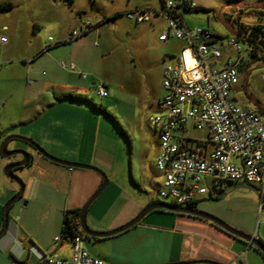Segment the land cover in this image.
I'll list each match as a JSON object with an SVG mask.
<instances>
[{
	"label": "rangeland",
	"instance_id": "1",
	"mask_svg": "<svg viewBox=\"0 0 264 264\" xmlns=\"http://www.w3.org/2000/svg\"><path fill=\"white\" fill-rule=\"evenodd\" d=\"M193 1L196 10L183 13V20L189 28L207 29L214 36L219 37L223 54L220 64L234 60L237 56V53L226 43L231 39L238 40L239 25L264 27V0ZM135 2L136 0H0V3L11 5L9 10L0 12V34L14 45V51L12 54L9 53L8 61L1 62L0 67V71L5 72L0 75V147L1 143L10 136L23 137L32 140L52 157L74 163L49 153L48 150L52 147L48 140H53L54 136L48 130V126L51 128L53 125H61L63 121L60 117L68 114L67 122L76 134L83 122L89 123V119L82 114V111L86 110L90 115L99 117L96 157L106 153L115 159L111 173L101 171L106 179L111 182L116 180L120 188L129 187L136 196L138 190L134 184H142L150 200L163 202L159 194L149 185L150 183L159 185L161 174L155 167L158 136L150 128L148 119L157 113V104L164 95L161 86L162 70L166 64H174L179 53L175 51L176 46L178 47L177 43L175 46L159 42L158 36L165 29L164 21L154 16L151 18L152 26L145 23L135 24L127 20L125 13H122L114 17V23L110 19L101 20L103 23L97 26L101 36L97 32L96 37L92 32L79 38L85 42L89 52L99 53L95 58L92 76L111 85L110 95L104 99L97 96L95 88L90 86L91 78L85 85L78 83L76 85L79 87L78 90L68 91L69 95L65 96V102L59 103L56 108L52 106L51 100L53 94L57 92L50 84L46 83L42 93L36 99H32L29 97V92L37 86L35 77L30 74V66H33V63L24 62L22 59L25 51H32L25 46L30 39L46 40L48 35H54L51 31L55 28L63 34L70 33L74 27L73 21L79 20V17L94 22L96 17L105 15L113 8L122 9L127 4ZM33 21L44 25L46 31L39 34L33 30ZM3 25H8L7 33L2 32ZM111 36L114 38L112 39ZM105 38L111 41L112 48L111 54L107 56L106 53L101 52L107 43L104 41ZM239 44L241 51L244 52L245 46L240 41ZM35 65L39 67V62ZM77 72L79 69H76ZM39 73L42 74L40 79L43 82L51 75L46 69H39ZM66 75L59 74L61 82L63 77L67 78ZM58 85L60 84L54 88L57 89ZM233 97L240 108L255 110V104L264 107V62L261 59H253L249 54L244 53L239 69V84ZM182 135L189 140L205 139V133L194 130L191 123L187 124ZM16 149L25 150L31 157L30 163L34 159V165L43 163L56 167L30 145L12 140L7 145V150ZM57 149L61 150V148ZM102 149H105V152ZM68 157L71 156L68 154ZM21 158L19 155L3 158L0 154V193L7 186L18 192L19 183L8 179L4 175V170L8 164L15 163ZM31 169L24 166L13 171L24 185V191L8 213L11 219L16 216L22 218L21 223L23 222L26 234L20 241L26 240L27 243L23 248L25 257L28 256L24 264L37 262V254L42 253V251L39 253L40 250L37 251L38 244L41 243L39 238L45 243H52L50 251L45 254L57 253L67 258L71 253L70 242L55 243L54 239H60V235L58 233L54 238L52 233L55 224L61 226L60 210L55 211L44 206L45 197L28 207L26 199L28 190L25 192V182ZM114 188V191L112 186L104 189L88 209L85 223L91 231L99 232L95 229L106 228L124 212L118 187ZM222 190L221 194H216L217 196L212 198L204 197L197 203L198 210L219 219L242 234L264 241V207L260 209L259 187L239 182L230 187L224 185ZM45 194L47 203L60 206L55 192L47 191ZM10 200L11 198L6 199L4 204L6 205ZM19 208L25 209L26 212L20 214ZM139 225L110 239L96 242L84 236V248L91 255L95 249L99 250L104 255L114 258V264H142L147 260L155 259L156 252L160 253V257L163 256V252H166L170 246L173 247L174 253L179 252L187 247L184 240L192 237L177 229L173 232L155 231L147 234L138 228ZM162 226L164 225L158 227ZM196 239L199 240L200 237ZM212 244L213 248H220L232 257L239 256L232 260V264H264V254L253 244L238 240L233 249H229L225 244L222 246L215 242ZM192 245L194 246V243ZM195 246L199 247L197 243ZM0 251L3 250L0 248ZM0 264L15 263L11 256L6 254L0 255Z\"/></svg>",
	"mask_w": 264,
	"mask_h": 264
},
{
	"label": "built area",
	"instance_id": "2",
	"mask_svg": "<svg viewBox=\"0 0 264 264\" xmlns=\"http://www.w3.org/2000/svg\"><path fill=\"white\" fill-rule=\"evenodd\" d=\"M167 30L159 40L170 36L184 44L174 64H166L162 72L164 95L158 111L148 124L158 136L156 169L161 183L154 187L166 205L195 209L200 198L211 190L220 191L228 183H245L260 189V209L264 203V115L251 108L237 106L233 94L239 84V69L244 53L238 40L226 43L237 53L234 60L220 64L223 54L219 37L209 30L189 28L183 13L196 10L193 0H160ZM152 10L141 9L125 14L136 24L150 20ZM95 26L85 22L74 29L69 42L90 33ZM7 39L0 35V43ZM49 44L42 52L54 45ZM258 59L263 58L257 54ZM61 68L76 72L72 64ZM97 96L109 93L101 83L94 86ZM188 123L203 131L205 139L183 137ZM81 230V229H79ZM256 240V239H255ZM62 241L55 238L54 242ZM264 247V241L257 240ZM63 242V241H62ZM69 257L45 254L36 264H107L91 256L83 246L84 234L75 233L68 241Z\"/></svg>",
	"mask_w": 264,
	"mask_h": 264
},
{
	"label": "crops",
	"instance_id": "3",
	"mask_svg": "<svg viewBox=\"0 0 264 264\" xmlns=\"http://www.w3.org/2000/svg\"><path fill=\"white\" fill-rule=\"evenodd\" d=\"M0 5H6V4L0 3ZM141 9H148L153 11L150 20L145 24H150L152 26L153 23H151V18L154 16L161 18L164 21L165 29L162 30V32H160L158 36L159 39L162 33H164L167 30L166 19L161 13L162 3L160 0H136L134 4H129V5L127 4L122 9L114 10L113 8V10L106 13L105 15L96 17L93 20L94 22H89L91 25L95 26V28L90 33L94 32L93 33L94 36L97 37V32H98L99 36H101L100 29L97 26L103 23L101 21L103 18L110 19L114 23V17L116 15L122 13L126 14L128 12L141 10ZM84 21L85 20L81 19L80 17L79 20L77 21L74 20L73 21L74 27L72 28V31L76 29L77 26H81L84 23ZM85 22L88 21L86 20ZM32 25H33L32 27L33 30H36L39 34H42V31H46V29L44 28L45 26L37 24L36 21H33ZM112 29H114V26H112ZM1 30L2 32L7 33L9 31L8 25H3ZM52 30L53 31L51 32L54 35L53 36L48 35L46 40L44 39L42 40L40 38L37 39L33 38L30 39L25 44V46L31 48L30 50L32 51L31 52L25 51V56L22 59L24 60V62H29L30 64L33 63V66H30V70H31L30 74L35 77V83L37 84L36 88L31 92H29V97H32V99H36V97L42 93V89L43 87L46 86V83L50 84L53 86V89L56 90L57 92V94H53V100H51L52 106L56 108V106L59 103L65 102L64 100L66 99L65 96L69 95L68 91L78 90L79 87H77L76 85L78 83L85 85L87 81L90 80V78L92 79V82L90 83L91 87H94L95 84L101 83L105 86V88L108 90V93L110 95L111 85L107 82L98 80L96 77L92 76L93 73L92 68L94 67V64L96 62L95 58L97 57V55H99V53H97L96 51L89 52L85 42L79 40V38L75 41L69 42L68 39L72 31L70 33L63 34L59 31L58 28ZM48 38L53 39L54 45L50 47L49 50H47L46 52H42L44 48L49 44ZM111 38L113 39L114 37L111 36ZM104 41L107 43L105 46H103L101 52L102 54L106 53L107 56L110 55L112 52V48L110 45L111 41L108 40L107 38H105ZM159 42L167 45L169 44L175 45L177 43L176 45H178V47L175 45L176 46L175 51L179 52L177 54V57L180 55V52L184 47V44L181 41L173 38L172 36H170L165 41L159 40ZM13 46L14 45L11 44L8 39L6 43H0V67L2 65L1 62L8 61L9 53L10 54L13 53L12 52L14 51ZM93 50L95 49L93 48ZM175 51L172 52L170 51V52L175 53ZM37 62H39V67L35 65ZM62 63L67 65L68 64L74 65L76 69H79V72L77 73L70 72L67 69L61 68L60 65ZM39 69H46L47 71L51 72V75L48 76L47 80L44 82L43 80L40 79L41 75L44 72H42V74L39 73ZM4 73L5 72L0 71V75H3ZM59 74H67L66 75L67 78L63 77V80L61 82V78L59 77ZM107 81L109 80L107 79ZM57 84L60 85H58L59 87L55 89L54 87L57 86ZM58 94H60L61 96ZM162 98L159 100V102L162 100ZM158 104H157V111H158ZM82 114L83 116H86L89 119V123L83 122L76 134L73 133L71 125L67 122L68 114H66V116L62 115V117H60L63 121L61 125L59 126L53 125L51 128L48 126V130L54 136L53 140H48V143L52 147L48 151L49 153L55 155L56 157H60L62 159L78 164L82 163L83 165H89V166L92 165V167L95 166L97 167L98 170L102 172L104 171V173L109 174L111 173L113 167L112 163L113 161L115 162V159H113L111 156L107 155L106 153L104 154L101 153L100 157L98 156L96 157V139L99 135L97 134L98 126H99L98 124L99 117L90 115L86 110H83ZM157 144H158V140H157ZM101 147L104 148L103 145H101ZM57 148H61V150H58ZM102 150L103 152H105V149ZM68 154L71 157H68ZM157 155H158V151H157ZM35 164L37 166L34 165V159H33V162L28 165V167L32 169L28 172L27 180L25 182V192L26 190H28V197L26 198L28 200V207L31 205V203H35L37 202L38 199L45 197L44 202L46 204H44V206L50 209H54L55 211H58L57 209L60 210V212L62 213V214L60 213L61 226H57V224H55V227L52 228L53 237L55 238V236L58 233L59 235L61 233L64 212L81 209L101 185L102 177L98 173L93 171L63 167L54 163L53 164L56 167L44 165L43 163H38V164L35 163ZM159 181L160 184L162 181V174ZM235 184L237 183H228L226 186L230 187V186H234ZM134 185L135 188L138 190L137 196L132 191H130L129 187L120 188L119 186H117L116 180L112 182L109 179L107 180V183L105 185L106 188L104 187V189L106 190L108 186H112L113 191L115 190L114 187L119 188V189L117 188V190L120 194L121 197L120 199L123 201L122 204L124 205L123 207L124 212L121 213L119 218H115L114 221L110 222V224L106 228H98V229L96 228L95 231H99L96 233H105L104 231L110 232L120 228L121 226L125 225V223L130 222L132 219H134L146 206L155 203V201L149 199V195L146 193V188L144 187V185L142 184L141 185L134 184ZM149 185L153 189L154 187L158 186L155 183L154 184L150 183ZM104 189L102 191H104ZM47 191H53L57 194L58 205H60L59 207H56L51 203H47L46 200L47 197L45 194ZM222 192H223L222 189L218 192L211 190L206 195L202 196L199 202L203 200L204 197L208 196L209 198H212L213 196H217ZM16 193H17L16 190L10 186L4 188V190H2V192L0 193V231L3 226L4 208L6 206L4 204V201L6 199H10V198L12 199V197H14ZM197 207L198 206L196 204L195 206L196 210H198ZM19 212L20 214L23 215V213H25L26 210L19 208ZM21 221L22 218L20 219L18 216H16V218L14 219H11L10 216H8L7 232L0 236V248L3 250L0 251V255L9 254L15 264H24V260L28 259V256L25 257L24 248H23L24 244H26L27 242L25 239L20 241V239H22L23 236L25 237L24 234H26L25 228L22 225L23 222L21 223ZM141 223H143V225H139ZM171 223H173V225H171ZM138 225H139L138 228L147 234H150L155 231L173 232L175 229H177L181 233H184L186 235H192L191 238L189 239L187 238L184 240L187 247L182 248L179 252L174 253L173 247L170 246L166 249V252H163V256L160 257V253L156 252L155 259L147 260V262H143L142 264H174V263L197 262V261H208L215 264H232L233 262L232 260H235L239 257V256L232 257L229 253L222 251L220 248L218 249L213 248L212 242L218 243L221 246L225 244L228 246L229 249H233L235 243L240 239L232 237L231 235L227 234L217 226L199 218L159 210V211L151 212L148 215H146L135 226ZM160 225H164V226L158 227ZM163 234H167V233H163ZM114 236L108 238H100V239L97 238L92 240L96 242L99 240L110 239ZM196 237L197 238L200 237V239L198 240L196 239ZM39 242L41 243L38 244L37 251L39 252L40 250L39 253H41V251L42 253L37 254L38 256L37 262L41 259V257L45 253H48L52 247L51 242L45 243L41 241L40 238H39ZM193 243L194 246L192 245ZM195 243H197L199 247H196ZM91 256L102 259L107 264H114V258L104 255L97 249L94 250Z\"/></svg>",
	"mask_w": 264,
	"mask_h": 264
},
{
	"label": "water",
	"instance_id": "4",
	"mask_svg": "<svg viewBox=\"0 0 264 264\" xmlns=\"http://www.w3.org/2000/svg\"><path fill=\"white\" fill-rule=\"evenodd\" d=\"M93 85H94V83H93ZM11 140L22 141V142L30 145L43 158H45L46 160H48L54 164H57V165H60L63 167H68V168L93 171V172L98 173L102 177L101 185L99 186V188L95 191V193L90 197V199L84 204V206L80 210V217H79L80 229H81L82 233L84 234V236H86L88 238L100 239V238H108V237L117 235V234L122 233V232L134 227L135 225H137L149 213L162 210V211H167V212L176 213V214L188 215V216H192V217L207 221V222L217 226L218 228H220L221 230H223L227 234L231 235L232 237L238 238L242 241H245L247 243L255 245L264 254V247L261 245V243L259 241L230 228L229 226H227L225 223H223L219 219H217V218H215V217H213V216H211L205 212L198 211L196 209L187 208V207H184V208L183 207H174V206L166 205V204L161 203V202H155V203H152V204L146 206L134 219H132L130 222L121 226L118 229H115V230L110 231V232H105V233L93 232L90 229H88V227L86 226L85 217H86V213H87L89 207L94 203V201L98 198V196L100 195V193L104 189V187L107 183L106 176L100 170H98L95 167L58 160V159L52 157L51 155H49L45 150H43L41 147H39L32 140L26 139L23 137H18V136H10V137L6 138L3 141V143L1 144V148H0V154L3 158H9V157L15 156V155H19L22 157L21 161L8 164L4 170V175L8 179L19 183V190L16 193V195L14 197H12V199L6 204V206L4 208L3 226H2V229L0 231V236L7 232L9 209H10L11 205H13V203L16 200L21 198L22 193H23V189H24V185L22 184L20 179H18V177H16L14 175L13 169L22 168V167L26 166L29 162V159H30V155L25 150L16 149V150L8 151L6 146ZM174 264H215V263L208 262V261H197V262H184V263H174Z\"/></svg>",
	"mask_w": 264,
	"mask_h": 264
},
{
	"label": "trees",
	"instance_id": "5",
	"mask_svg": "<svg viewBox=\"0 0 264 264\" xmlns=\"http://www.w3.org/2000/svg\"><path fill=\"white\" fill-rule=\"evenodd\" d=\"M11 5H0V12L9 10ZM195 11V10H194ZM192 12V11H191ZM190 13V12H187ZM238 41H240L249 52V56L253 59H258L256 56L257 54H261L263 58L261 60L264 62V27L261 25H254L251 27H246L243 25L238 26V33H237ZM255 110L257 113L264 115V107L255 104ZM31 159V157H30ZM29 162L26 166H28L31 162ZM80 210H70L66 211L63 214L62 220V228L60 237L61 240L64 242H68L75 233L82 234L80 229L79 217H80Z\"/></svg>",
	"mask_w": 264,
	"mask_h": 264
},
{
	"label": "flooded vegetation",
	"instance_id": "6",
	"mask_svg": "<svg viewBox=\"0 0 264 264\" xmlns=\"http://www.w3.org/2000/svg\"><path fill=\"white\" fill-rule=\"evenodd\" d=\"M11 141H12V140H11ZM11 141H10V142H11ZM10 142H9V143H10ZM2 143H3V142H2ZM2 143H1V144H2ZM9 143H8V144H9ZM8 144H7V145H8ZM0 148H1V147H0ZM6 148H7V146H6ZM21 160H22V158H21ZM21 160H19V161H21ZM17 162H18V161H17ZM15 169H18V168H15ZM15 169H13V171H14Z\"/></svg>",
	"mask_w": 264,
	"mask_h": 264
}]
</instances>
